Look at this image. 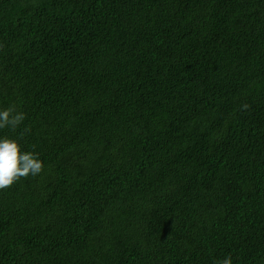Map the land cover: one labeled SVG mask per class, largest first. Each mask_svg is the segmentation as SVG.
Here are the masks:
<instances>
[{"label": "trees", "instance_id": "obj_1", "mask_svg": "<svg viewBox=\"0 0 264 264\" xmlns=\"http://www.w3.org/2000/svg\"><path fill=\"white\" fill-rule=\"evenodd\" d=\"M12 106L0 264H264V0H0Z\"/></svg>", "mask_w": 264, "mask_h": 264}, {"label": "clouds", "instance_id": "obj_2", "mask_svg": "<svg viewBox=\"0 0 264 264\" xmlns=\"http://www.w3.org/2000/svg\"><path fill=\"white\" fill-rule=\"evenodd\" d=\"M247 107V105L242 106L243 109ZM25 118V114L17 111L14 106L0 110V129L10 127L16 130ZM24 131L30 129L26 128ZM43 169L44 164L36 154L22 151L17 140L7 137L0 139V190L11 187L21 178L39 175ZM218 264H232L231 256Z\"/></svg>", "mask_w": 264, "mask_h": 264}]
</instances>
